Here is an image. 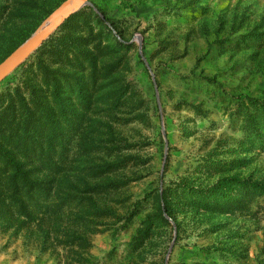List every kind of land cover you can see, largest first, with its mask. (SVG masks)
<instances>
[{"label": "rangeland", "instance_id": "rangeland-1", "mask_svg": "<svg viewBox=\"0 0 264 264\" xmlns=\"http://www.w3.org/2000/svg\"><path fill=\"white\" fill-rule=\"evenodd\" d=\"M63 1L0 0V62ZM0 264H264V0H90L18 64Z\"/></svg>", "mask_w": 264, "mask_h": 264}, {"label": "water", "instance_id": "water-1", "mask_svg": "<svg viewBox=\"0 0 264 264\" xmlns=\"http://www.w3.org/2000/svg\"><path fill=\"white\" fill-rule=\"evenodd\" d=\"M90 0H64L20 46L0 62V82L32 53L68 16L88 5Z\"/></svg>", "mask_w": 264, "mask_h": 264}, {"label": "trees", "instance_id": "trees-1", "mask_svg": "<svg viewBox=\"0 0 264 264\" xmlns=\"http://www.w3.org/2000/svg\"><path fill=\"white\" fill-rule=\"evenodd\" d=\"M27 111L31 114L32 112L29 110V108H27ZM6 161L9 163L10 165V176H9V180H10V185L12 186V194L11 195H17L18 193H20L21 191V188L19 186V182L22 183V184H26L28 187H30L31 185H34L32 184L34 181H31L28 177H29V171L25 170L24 169V165L23 164H20L18 162H15L14 160L10 159V158H6ZM34 183H38V182H34ZM243 184V182L241 181H237V185L236 187H240L241 185ZM218 183L213 185L211 188H209L210 190L208 189H205L202 193V197L206 200L208 197H211V196H216V191H217V188H218ZM258 187H262V185L260 184H256ZM36 190H40V188L38 186H36ZM224 188V187H223ZM222 188V189H223ZM220 192H217L219 193V196H217V199L218 200H221V199H224V196H222V193H221V190H219ZM27 192H29L27 190ZM163 203H164V208H166L167 210V204L165 202V199L163 200ZM163 220L165 222H167V220L163 217Z\"/></svg>", "mask_w": 264, "mask_h": 264}]
</instances>
